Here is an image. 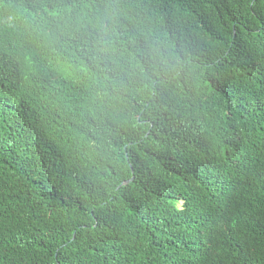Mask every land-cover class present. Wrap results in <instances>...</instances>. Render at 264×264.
<instances>
[{
    "label": "trees",
    "instance_id": "obj_1",
    "mask_svg": "<svg viewBox=\"0 0 264 264\" xmlns=\"http://www.w3.org/2000/svg\"><path fill=\"white\" fill-rule=\"evenodd\" d=\"M0 264H264V0H0Z\"/></svg>",
    "mask_w": 264,
    "mask_h": 264
},
{
    "label": "water",
    "instance_id": "obj_2",
    "mask_svg": "<svg viewBox=\"0 0 264 264\" xmlns=\"http://www.w3.org/2000/svg\"><path fill=\"white\" fill-rule=\"evenodd\" d=\"M131 180H132V177H131V178H129V179H127V180H125V181H123V182H121V185H124V184H126V183L130 182Z\"/></svg>",
    "mask_w": 264,
    "mask_h": 264
}]
</instances>
